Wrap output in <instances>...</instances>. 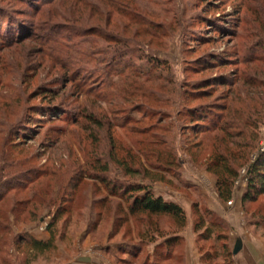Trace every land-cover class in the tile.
<instances>
[{
  "label": "rangeland",
  "instance_id": "obj_1",
  "mask_svg": "<svg viewBox=\"0 0 264 264\" xmlns=\"http://www.w3.org/2000/svg\"><path fill=\"white\" fill-rule=\"evenodd\" d=\"M81 1L0 0V192L9 195L0 206L16 207L0 230V264H204L217 244L195 231V204L220 199L208 166L227 144L191 109L214 116L232 104L242 115L234 148L253 146L235 192L247 186L264 147V0ZM202 80L215 83L209 96L190 86ZM134 183L180 204L186 225L131 215L122 191ZM52 231L54 248L27 245Z\"/></svg>",
  "mask_w": 264,
  "mask_h": 264
},
{
  "label": "trees",
  "instance_id": "obj_2",
  "mask_svg": "<svg viewBox=\"0 0 264 264\" xmlns=\"http://www.w3.org/2000/svg\"><path fill=\"white\" fill-rule=\"evenodd\" d=\"M88 0H82L81 2L86 3ZM112 2V1H111ZM107 7H110L114 10L120 9L117 5L106 4ZM140 22L138 19H136ZM144 25V22H140ZM115 37L120 41V39L115 35ZM121 40V43H123ZM127 44V43H126ZM120 46V45H119ZM127 48V46H125ZM128 50V49H127ZM254 50V46H248L243 49L244 54H252ZM127 52V51H126ZM125 56V54H123ZM116 59V58H115ZM151 61L157 66L162 63L159 59H151ZM228 61V60H227ZM221 62V61H220ZM216 65L217 63H212ZM222 64V63H221ZM154 69V68H152ZM151 69L148 71H139V73L135 74V78H142L145 75L148 78H151ZM136 73V71L134 72ZM133 74V73H132ZM132 74H127L126 79L131 81L130 78ZM138 80V79H137ZM233 85V84H232ZM112 86V85H111ZM193 89L197 91L200 96H209L211 91H213L215 87V83L209 80H202L198 82H194L190 85ZM221 113H216V115L212 116L211 112L204 111L202 109H191L192 113L190 117L193 119L204 121V132L207 133H215L214 134V142L219 141L222 145L227 144L225 149H222L221 146H216L212 156H211V164H209L208 169L213 173L217 174V182L216 187L218 191L219 198L223 201H230L234 197L235 193V182L240 176V165L243 163L238 162L239 160L247 161L249 159L250 148L253 145L246 144L243 146L245 148L248 147L243 153V155H239V152L236 151L234 146H238V144L234 137L244 135V129H238V120L243 119L241 114H238L237 109L234 108L232 104H224L219 105ZM91 121L94 120L98 123L100 127L101 124L97 119H94L92 115H86ZM247 124V122H245ZM243 158V159H242ZM243 160V161H244ZM242 161V162H243ZM123 167L125 168V173L127 175L139 174L141 169H134V167L130 166L127 161H121ZM168 163H174V161L168 160ZM239 166V167H238ZM165 170L168 171L170 165H164ZM5 167L0 166V174L3 172ZM106 170V169H105ZM145 174L144 177L152 179V181H162L164 176L161 175L157 177L152 175L151 171L148 169H144ZM28 189V188H27ZM26 189V190H27ZM122 191V196L126 198L128 201V211L131 215L137 214H147V215H167L171 217L177 225L180 227H184L187 223V213L185 209L178 204L177 202L168 200L164 198L162 195L157 194L152 185L143 184V183H134L132 185L127 186ZM21 190V189H20ZM31 195L27 197V199L22 200L30 202L33 197L36 196V192L30 191ZM8 190L4 192H0V203L4 201V198H8ZM243 206L245 211L254 218L255 222L258 224H264V151H262L256 163L251 165L248 170L247 177V186L243 193ZM11 208V209H10ZM0 206V230L3 228H8L9 224H4L5 220H9L10 213H13L16 210L15 204L12 207ZM31 210V211H30ZM28 212H35L33 208H31ZM196 213H201L202 216L199 217V221L195 224V231L200 232L199 238L201 241H214L217 246L214 250H207L201 260L204 264H209L206 260L209 258H213L216 260L220 256V254L228 255L230 258L232 257L233 251L229 248L228 240L230 234L229 224L219 215H217L214 211L208 208V206L200 205V203L195 204ZM31 214V213H30ZM54 221V220H53ZM52 221V222H53ZM51 224V223H50ZM4 226V227H3ZM48 229H52V225L48 227ZM53 232V231H52ZM28 238V237H27ZM26 239V238H25ZM180 239L177 238L176 241ZM27 245L31 250H37L38 253H42L45 251L54 248L55 246V235L54 232L49 240H40L37 238H28ZM174 238L168 241V244H172L176 242ZM168 245V246H169ZM213 247V245H212ZM206 262V263H205Z\"/></svg>",
  "mask_w": 264,
  "mask_h": 264
},
{
  "label": "crops",
  "instance_id": "obj_3",
  "mask_svg": "<svg viewBox=\"0 0 264 264\" xmlns=\"http://www.w3.org/2000/svg\"><path fill=\"white\" fill-rule=\"evenodd\" d=\"M245 187L243 184L242 188L234 193L233 199L228 202H223L218 199V196H214V198H207L206 205L229 224L228 244L232 251L238 238L243 241L240 252L236 255L232 254L233 264H264V224H257L245 211L242 201ZM162 196L168 198L163 194ZM193 254L195 255L191 252V255ZM196 255L199 256V252Z\"/></svg>",
  "mask_w": 264,
  "mask_h": 264
},
{
  "label": "water",
  "instance_id": "obj_4",
  "mask_svg": "<svg viewBox=\"0 0 264 264\" xmlns=\"http://www.w3.org/2000/svg\"><path fill=\"white\" fill-rule=\"evenodd\" d=\"M243 247V241L241 238H238L235 242V245L233 247V254L236 255L240 252V250Z\"/></svg>",
  "mask_w": 264,
  "mask_h": 264
},
{
  "label": "built area",
  "instance_id": "obj_5",
  "mask_svg": "<svg viewBox=\"0 0 264 264\" xmlns=\"http://www.w3.org/2000/svg\"><path fill=\"white\" fill-rule=\"evenodd\" d=\"M262 151H264V147H263ZM246 179H247V178H246ZM246 179H245V180H246Z\"/></svg>",
  "mask_w": 264,
  "mask_h": 264
}]
</instances>
